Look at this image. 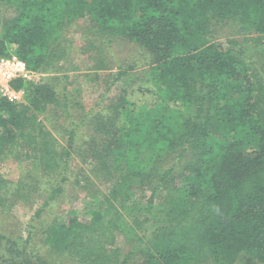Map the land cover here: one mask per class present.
<instances>
[{"label": "trees", "instance_id": "obj_1", "mask_svg": "<svg viewBox=\"0 0 264 264\" xmlns=\"http://www.w3.org/2000/svg\"><path fill=\"white\" fill-rule=\"evenodd\" d=\"M0 19L3 38L16 45L13 53L30 71L50 68V44L79 19L109 40L125 38L150 54L141 71L156 97L150 104L134 109L124 100L90 109L96 121L103 112L119 120L112 133L102 131L109 142L91 155L93 172L110 185L94 197L87 219L72 216L46 226L49 247L85 264L135 263V251L142 253L141 264H264V77L236 39L219 43L213 35L218 24L235 25L242 36L256 33L264 66V0H0ZM6 47L0 42L7 54ZM136 66H118L113 78ZM13 85L22 88L23 101L0 98V158H35L42 174L67 165L74 129L58 152L36 117L55 101V90L27 79ZM60 101L67 107L64 92ZM172 155L184 159L178 181L174 166L162 167ZM167 183L165 198L154 203ZM133 184L150 189L145 210L163 219L147 235L132 217L135 243L120 255L117 232ZM24 185L0 177V206L29 201ZM0 249L6 252L0 264H48L3 234Z\"/></svg>", "mask_w": 264, "mask_h": 264}, {"label": "rangeland", "instance_id": "obj_2", "mask_svg": "<svg viewBox=\"0 0 264 264\" xmlns=\"http://www.w3.org/2000/svg\"><path fill=\"white\" fill-rule=\"evenodd\" d=\"M1 19L0 42L7 45L5 48L7 54L0 49V55H13L16 45L6 42L3 38L5 21ZM86 26L85 19L73 21L64 30L63 37L49 46L54 57L48 66L50 68L33 71V76L28 79L46 83L56 92L52 97L55 101L50 103L45 111L37 113L36 117L37 121L45 124L52 133L58 152L67 146L69 131L74 129L73 140L69 143L70 155L67 157V165L61 163L54 171L42 174L35 166L37 164L35 158L25 157L19 160L15 159L13 154L0 158V177L9 180L12 185L18 181L25 182L23 190L31 195L29 201L18 200L12 202L13 204L8 202L4 208L0 206V234L18 241L30 257L36 255L48 264H85L77 262L67 253L49 247L44 236L45 228L53 220L65 221L72 216L80 220L87 219L94 197L105 193L110 185L109 182L103 183L102 176L93 172L91 155L104 144H108L110 135H104L102 131L107 129L112 133L118 127L119 120L113 113L103 112L104 117L101 121H96L90 109L96 111L102 106L107 107L115 101L124 100L132 102L133 108L137 109L141 104H150L153 98H156L147 91L149 84L141 73L148 67L150 54L133 41L122 37L109 40L105 32L97 33ZM214 29L216 42L225 43L226 38L232 37L244 46L247 55L251 57L249 59L253 61L256 75L264 77L262 55L255 46L259 40L256 39V33L242 36L236 32L235 25L230 24H218ZM133 63H137V66L127 75L119 79L113 78L118 72V66L127 68ZM63 92L68 97L67 107L63 104L58 105L57 102L60 101ZM107 116L112 117L106 121L102 120ZM63 157L62 161L65 159V156ZM183 161L184 159L178 160L172 155V159L168 158L162 167L174 166L173 177L178 181V173L181 172L183 165L180 163ZM187 172L184 170V173ZM155 181L152 180L151 185H154ZM168 185L167 183L159 188L154 203L160 198L162 200L165 198ZM149 195L150 189H142L137 184L131 186V198L122 206L124 215L122 230L117 232L116 238L120 255L126 254L135 243V236H130L129 233V228H133L132 217H137L140 223L142 222V228L146 229L147 235L161 224L163 214L155 213V209L151 212L145 210ZM118 196L116 203L121 206L122 203L119 202L121 195ZM136 232L143 233L140 228L136 229ZM1 253L6 252L0 249ZM135 254L137 255L135 263L132 260L125 264L143 263L140 255L142 253L135 251Z\"/></svg>", "mask_w": 264, "mask_h": 264}, {"label": "built area", "instance_id": "obj_3", "mask_svg": "<svg viewBox=\"0 0 264 264\" xmlns=\"http://www.w3.org/2000/svg\"><path fill=\"white\" fill-rule=\"evenodd\" d=\"M33 74L26 62L17 55H0V98L19 103L23 99V90L15 88L13 82L28 80Z\"/></svg>", "mask_w": 264, "mask_h": 264}]
</instances>
